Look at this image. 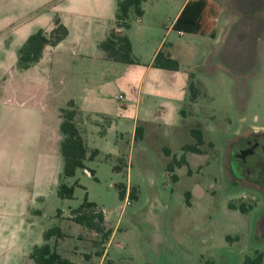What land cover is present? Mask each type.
I'll return each mask as SVG.
<instances>
[{
  "label": "rangeland",
  "instance_id": "rangeland-1",
  "mask_svg": "<svg viewBox=\"0 0 264 264\" xmlns=\"http://www.w3.org/2000/svg\"><path fill=\"white\" fill-rule=\"evenodd\" d=\"M165 3L144 0L143 23L130 16L125 31L136 65L148 64L160 38L148 34L144 24L154 17L162 18L163 27L170 24L166 14L172 11ZM206 7L208 19L202 21L199 33L180 36L172 30L166 37L164 50L191 72L199 94L195 103L189 98L181 102L173 116L159 117L158 103L147 94L141 95L139 103L129 98L127 89L116 81L123 74L124 65L119 63L90 66L91 70L62 83L51 73L50 84L31 86L39 98L48 89L49 107L55 103L50 93L91 98L89 111L81 114V134L88 150L98 153L85 160L94 175L78 168L62 179L73 188L70 197L62 198L58 195L62 108L59 127L54 129V135L61 136L59 143L48 140L29 148L34 155L56 150L61 165L55 180L49 170L55 156L47 170L43 162L37 168L26 160L29 149L24 152L22 132L5 133L0 177L16 172L17 166L19 180H14L12 193L0 180V264H35L30 254L40 245L43 232L52 227H59L61 236L49 241L51 249L70 264H264V196L230 162L240 138L264 132V0L254 4L252 0H206ZM231 42L238 46L229 48ZM10 52L11 46L8 51L0 48V98L23 78L39 80L36 71L27 73L18 66L16 45L14 57ZM45 68H39L40 76L49 75ZM120 93L127 109L138 105L141 113L150 104L146 110L151 121L138 122L141 136L134 138L133 120L117 106ZM36 104L32 101L30 106ZM194 128L203 137L198 152L184 149L196 143ZM182 159L183 164L174 165V160ZM120 183L126 189L124 198L119 196ZM260 184L264 187V181ZM85 199L104 211L107 227L113 228L108 243L69 218L71 209ZM11 213L23 215L24 223L22 219L19 226L11 223L7 219Z\"/></svg>",
  "mask_w": 264,
  "mask_h": 264
},
{
  "label": "crops",
  "instance_id": "crops-1",
  "mask_svg": "<svg viewBox=\"0 0 264 264\" xmlns=\"http://www.w3.org/2000/svg\"><path fill=\"white\" fill-rule=\"evenodd\" d=\"M165 1V7L172 11L166 14L167 19L170 20L169 26L163 27L162 18L159 19L157 17L147 22L146 25L144 24V29L148 34L153 35V37L157 35L160 37L148 64L142 66L119 63L124 65L122 69L123 74H121L118 80L115 79L118 84L127 89L128 97L135 99L136 102L139 103L140 97L143 94H147L148 97L153 98V100L158 103L157 115L159 117H167L168 115L173 116L181 102L186 101L187 98L191 101L188 90V85L192 77L191 72H187L183 69L180 62L173 57L168 49L166 50L170 56L179 62V69L171 70L154 67L152 65L155 54L160 49L164 48L166 37L174 30L173 24L175 20L181 14L186 4L191 0H182L181 2ZM262 1L263 0H252V3H261ZM143 3L144 0L142 2V8H144L142 16L138 18L132 17L141 23H143L144 14H146V8L143 6ZM116 12L117 0H0V48L8 51L11 46L10 53L13 57L14 46L16 45L18 51L27 37L34 33L36 29L42 28L47 31L51 30L53 28L55 15L59 16L62 23L68 29V35L64 40L56 46L46 47L41 59L26 69L27 73L36 71L37 79L39 80L36 81L23 78L22 81L10 85L12 92L7 87L6 95L1 96L0 144L3 143L4 135L9 130L16 133L22 132L21 139L24 143L22 146L24 152L26 149L28 150L30 146L42 145L48 140L49 142L50 140L51 142L55 141V144L59 143L61 136L59 133L54 135V129L55 126L59 127L60 124V109L65 107L70 100L73 101L74 107L78 111L76 120L81 129V114L89 111L87 105L92 103L91 98L86 96L78 98L74 94L57 96V94L50 93L55 103L49 107L46 102L49 94L47 93L48 89L44 88L45 95L39 98L30 91V88L31 86H35V82H43L46 85L50 84L53 79L50 77L51 73L55 74L54 79H56V81L58 80L62 83L67 82L70 77H75L74 74H82L88 69L91 70L90 66L109 67L114 66L111 64L118 63L106 60L102 50L98 46L99 42L105 39L110 29L115 25ZM207 13V7L205 6L200 18L201 24L202 21L208 19L206 16ZM209 19L212 20L211 18ZM174 31L180 36L185 34H197H180L179 31ZM124 32L126 33L125 30ZM212 39H217L216 33L212 34ZM237 46L236 43L231 42L228 47L233 49ZM90 60H92L91 62L93 63L86 66L85 62ZM42 65L46 67V73L49 75L40 76L39 68L41 69V67H43ZM20 92L23 93L22 98ZM85 92H88V90L86 89ZM123 99L124 97L120 93L117 106L124 110L126 118L133 120V129L138 126L140 119L145 123L151 121V114L146 110V107L150 109V104L140 113L138 105L134 108L127 109ZM32 101H37L40 106L36 104L35 107H31L30 103ZM191 102L195 103L196 100ZM37 107L39 108L37 109ZM17 139L19 141L20 137ZM52 147L54 151V145ZM35 153L37 152L35 151ZM1 154H4L3 151ZM1 154L0 158L2 156ZM28 154L29 156H26V160L28 159L30 163H36L37 168L43 162L46 164V170L48 169L47 166L50 160L55 156L56 163L54 166L51 164L49 170L51 172V178L54 180L56 179L57 174L60 172L59 165H61L60 161L59 164L57 163L58 155L56 150L54 154L45 151L38 153V155H34V152L29 149ZM15 159L16 162H18L19 158L16 157ZM16 165H18V163H16ZM18 170L16 166V172L12 170L13 172L10 175L7 173V175L0 177V180L6 181L8 185L7 191L10 193H12L14 189V180H19ZM49 170L48 173L50 174ZM23 217L24 216L21 214L11 213L7 219L10 220L11 223H15L19 226V220L22 219L24 223ZM16 218L18 220H16ZM2 228L3 225L2 222H0V230H2ZM43 234L40 245L45 242ZM1 239L2 232L0 231V241Z\"/></svg>",
  "mask_w": 264,
  "mask_h": 264
},
{
  "label": "trees",
  "instance_id": "trees-1",
  "mask_svg": "<svg viewBox=\"0 0 264 264\" xmlns=\"http://www.w3.org/2000/svg\"><path fill=\"white\" fill-rule=\"evenodd\" d=\"M143 0H117V12L115 25L110 29L105 39L99 42L98 46L104 54V58L109 61L135 64L137 59L132 53L131 42L124 32L129 27L130 16L141 17L143 14ZM206 6V0L190 1L186 4L181 14L175 20L173 29L182 31L183 33H199L202 28L200 18ZM68 35L67 27L62 23L58 15H55L53 20V28L49 31L38 29L30 34L25 42L18 50V66L22 69H27L38 62L48 46H56ZM152 65L171 70L179 69V62L172 58L167 50L160 49L154 56ZM191 101H195L199 94L194 81L190 80L188 85ZM78 111L74 107L72 100L67 102V106L61 109V124L60 131L62 140L60 150L63 158V167L61 173V181L58 186V195L62 198H67L72 195L73 188L66 185L62 179L75 174L78 168L88 169L85 165V160H92L97 155V149L88 150L87 145L82 137L81 129L77 123ZM191 134L196 139L195 145H186L185 150L198 152V147L203 143L202 132L199 129H191ZM142 135V127L135 128L136 136ZM185 161L174 160V165H181ZM173 164L168 166L171 169ZM91 175H94L93 169H88ZM176 178V176H175ZM119 196L124 198L125 187L123 184L117 185ZM130 196L134 195L130 191ZM60 215V211L58 212ZM71 220L83 225L90 231L100 235L102 242H109L113 234V228L107 227L104 211L97 206L96 203L85 199L78 207L71 209ZM61 230L59 227H52L45 230L43 237L44 243L33 248L30 257L35 264H70L60 255L51 249L49 241L53 237H60ZM261 258V256L259 257Z\"/></svg>",
  "mask_w": 264,
  "mask_h": 264
},
{
  "label": "flooded vegetation",
  "instance_id": "flooded-vegetation-1",
  "mask_svg": "<svg viewBox=\"0 0 264 264\" xmlns=\"http://www.w3.org/2000/svg\"><path fill=\"white\" fill-rule=\"evenodd\" d=\"M238 141L240 144L235 146L230 162L234 161L235 167L245 174L244 179L256 184L264 196L260 184L264 181V132H253Z\"/></svg>",
  "mask_w": 264,
  "mask_h": 264
},
{
  "label": "built area",
  "instance_id": "built-area-1",
  "mask_svg": "<svg viewBox=\"0 0 264 264\" xmlns=\"http://www.w3.org/2000/svg\"><path fill=\"white\" fill-rule=\"evenodd\" d=\"M179 33H180V34H183V32H182V31H179ZM120 97H121V96H120Z\"/></svg>",
  "mask_w": 264,
  "mask_h": 264
}]
</instances>
